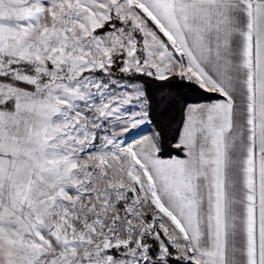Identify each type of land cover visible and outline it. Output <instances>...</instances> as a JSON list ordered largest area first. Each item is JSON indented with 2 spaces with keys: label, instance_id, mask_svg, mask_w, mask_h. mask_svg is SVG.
Returning a JSON list of instances; mask_svg holds the SVG:
<instances>
[{
  "label": "snow or ice",
  "instance_id": "6c2138e0",
  "mask_svg": "<svg viewBox=\"0 0 264 264\" xmlns=\"http://www.w3.org/2000/svg\"><path fill=\"white\" fill-rule=\"evenodd\" d=\"M0 264H264V0H0Z\"/></svg>",
  "mask_w": 264,
  "mask_h": 264
},
{
  "label": "trees",
  "instance_id": "16d2710c",
  "mask_svg": "<svg viewBox=\"0 0 264 264\" xmlns=\"http://www.w3.org/2000/svg\"><path fill=\"white\" fill-rule=\"evenodd\" d=\"M153 95L158 99L164 97L166 101H172L171 107L167 103L154 105L153 111L150 114V122L154 127L157 123H162L165 126L167 142L174 144L173 137L177 134L179 121L181 118V110L185 99L191 102L208 100L209 96L215 99L213 94H207L202 90H194L188 86L186 80H181L179 77L171 78L166 82L148 81ZM179 101V103H176ZM161 113H164L161 115ZM172 155H182L179 151L170 149Z\"/></svg>",
  "mask_w": 264,
  "mask_h": 264
},
{
  "label": "rangeland",
  "instance_id": "374dc122",
  "mask_svg": "<svg viewBox=\"0 0 264 264\" xmlns=\"http://www.w3.org/2000/svg\"><path fill=\"white\" fill-rule=\"evenodd\" d=\"M125 108L127 109L128 112L140 110L136 104L127 105L125 106ZM153 128L154 127L151 125V122L141 124L136 128H131L129 132L120 136V140L124 143L135 142L136 140L142 139L145 136H150L153 131ZM109 130L111 131L115 129L110 128Z\"/></svg>",
  "mask_w": 264,
  "mask_h": 264
},
{
  "label": "crops",
  "instance_id": "0c3cea01",
  "mask_svg": "<svg viewBox=\"0 0 264 264\" xmlns=\"http://www.w3.org/2000/svg\"><path fill=\"white\" fill-rule=\"evenodd\" d=\"M208 100H204V101H198V102H201V103H203V102H207ZM191 103H197V102H191Z\"/></svg>",
  "mask_w": 264,
  "mask_h": 264
}]
</instances>
